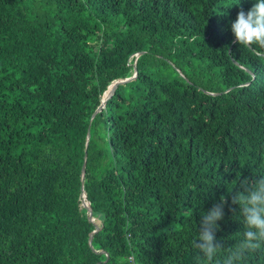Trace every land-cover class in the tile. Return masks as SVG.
Here are the masks:
<instances>
[{"label":"trees","instance_id":"trees-1","mask_svg":"<svg viewBox=\"0 0 264 264\" xmlns=\"http://www.w3.org/2000/svg\"><path fill=\"white\" fill-rule=\"evenodd\" d=\"M255 2L0 0V264H207L193 241L222 196L216 241L243 238L264 62L231 23Z\"/></svg>","mask_w":264,"mask_h":264},{"label":"clouds","instance_id":"clouds-1","mask_svg":"<svg viewBox=\"0 0 264 264\" xmlns=\"http://www.w3.org/2000/svg\"><path fill=\"white\" fill-rule=\"evenodd\" d=\"M231 30L240 46L264 62V0H256L247 12L241 8L231 23ZM241 184L244 191L237 192L232 203L239 205L243 217V238L227 248L216 241L217 220L224 217L223 208L227 203L222 196L220 202L203 215L198 237L193 241L207 264H244L249 253L264 248V176L251 181L245 178Z\"/></svg>","mask_w":264,"mask_h":264},{"label":"water","instance_id":"water-1","mask_svg":"<svg viewBox=\"0 0 264 264\" xmlns=\"http://www.w3.org/2000/svg\"><path fill=\"white\" fill-rule=\"evenodd\" d=\"M136 77H137V68L135 67V72H134V74H133L132 77L125 78V79H120L117 82H115L111 86V89L106 92L107 93V96L103 99L101 105L98 107V109L96 110V112L94 113L93 116H95L99 111H101L105 107V104H106L107 100L114 94V91H115V89L117 88V86L119 84H122V83L127 82V81H130V80H134ZM90 136H91V134H90V130H89L88 131V139L90 138ZM86 157H87V152H86V155H85V162H84L83 168H82V172H83V174H82V180H84V176H85V172H86V164H87ZM82 190L83 191H82L81 197H82L83 204L89 210V218H90V220L94 221L95 217H94V214H93L92 207L90 206V202L86 199V193L84 191V186L82 187ZM98 230H99V228L97 227L93 231V234L96 233ZM89 243L92 244V236L89 238ZM102 253H106L107 256L109 257V253H107L105 251H103Z\"/></svg>","mask_w":264,"mask_h":264},{"label":"built area","instance_id":"built-area-1","mask_svg":"<svg viewBox=\"0 0 264 264\" xmlns=\"http://www.w3.org/2000/svg\"><path fill=\"white\" fill-rule=\"evenodd\" d=\"M130 261L132 262V264H135V263H134V258H133V257H130Z\"/></svg>","mask_w":264,"mask_h":264},{"label":"bare ground","instance_id":"bare-ground-1","mask_svg":"<svg viewBox=\"0 0 264 264\" xmlns=\"http://www.w3.org/2000/svg\"><path fill=\"white\" fill-rule=\"evenodd\" d=\"M87 201V200H86Z\"/></svg>","mask_w":264,"mask_h":264}]
</instances>
